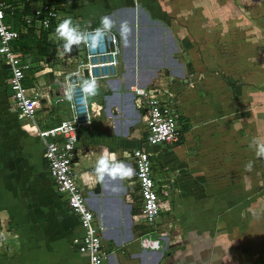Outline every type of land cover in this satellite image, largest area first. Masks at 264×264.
<instances>
[{"label": "crops", "instance_id": "1", "mask_svg": "<svg viewBox=\"0 0 264 264\" xmlns=\"http://www.w3.org/2000/svg\"><path fill=\"white\" fill-rule=\"evenodd\" d=\"M55 1L63 16H109L121 38L116 75L98 80L102 95L90 100L102 110L92 117L90 127L82 128L74 154L77 176L102 156L133 169L123 179L106 175L101 181L93 173L86 198L109 253L103 264H264V206H258L261 198L255 195L264 162L250 142L240 144L259 139L260 129H251L256 131L249 136L239 87L228 91L223 78L211 84L204 50L192 53L176 46L185 34L181 30L174 38L162 15L167 11L166 0H80L77 5H71V0ZM125 21L132 31L122 35L120 24ZM165 58L169 62L164 64ZM173 65L181 67V75L171 70ZM0 75H5L3 66ZM134 84L162 85L175 95L178 114L191 123L181 144L159 143L164 145L160 152L157 144L146 147L157 191L161 199L170 196L173 202L166 211L168 203L162 200L164 210L156 222L157 230L166 233L165 240L150 245L142 242L147 227L138 221L141 200L134 163L128 156L146 135L143 110L136 107L130 91ZM7 93L5 85L0 93V147L9 158L0 159V169L5 170L0 172V264H85V256L73 243L82 235L78 218L56 192L43 145L12 109ZM60 107L42 114L46 118L42 127L68 117L69 113L54 112ZM179 146L184 147V156ZM242 151L249 153L246 160L252 162L251 171L245 164L246 171L227 180L222 171L243 163L238 158ZM215 153L219 160L214 162ZM212 169L220 176L211 174Z\"/></svg>", "mask_w": 264, "mask_h": 264}, {"label": "built area", "instance_id": "2", "mask_svg": "<svg viewBox=\"0 0 264 264\" xmlns=\"http://www.w3.org/2000/svg\"><path fill=\"white\" fill-rule=\"evenodd\" d=\"M55 2L35 0L29 3L31 9L21 15L20 21L36 33L47 32V58L56 60L54 57H61L64 62L61 63L62 69L57 70L55 64H48L44 59H40L36 65L31 64L16 50L15 41L19 38V31L12 23L7 22L6 17L12 20L15 10L21 11L24 6L21 2L13 5L0 0V60L6 72L5 82L12 109L20 117L29 120L27 126L36 133L43 145V156L55 190L78 218L82 235L73 239L76 251L85 256V264H103L109 253L102 244L100 226L85 197L86 190H92L97 161L80 176H77V162L74 161L80 131L83 127L92 125V117L99 114L102 107L88 100L82 103L84 93L80 85L93 77L98 81L115 76L122 50L119 35L113 28L103 36L97 48L91 49L84 44L79 47L74 45L70 54L63 55V45L58 41L56 28L67 18H71L74 24L78 22L74 15H61ZM97 28L80 27L86 32H93ZM45 74L51 75L52 80H40ZM72 76L75 78L74 82L70 81ZM27 78L31 79L29 85L26 84ZM69 85H75L74 100L71 103L64 97V91ZM130 91L136 107L143 110L146 125L144 140L128 156L134 163L137 194L141 200L138 221L147 227L142 242L150 245L164 241L166 233L158 231L156 226L157 219L164 210L163 202L156 188L150 156L144 143L173 144L179 140L180 133L175 118L177 109L175 95L162 85L148 87L134 84ZM62 101L68 105V117L54 126L42 127L40 123L46 122V118L42 119V114L47 115L49 110L58 108Z\"/></svg>", "mask_w": 264, "mask_h": 264}, {"label": "rangeland", "instance_id": "3", "mask_svg": "<svg viewBox=\"0 0 264 264\" xmlns=\"http://www.w3.org/2000/svg\"><path fill=\"white\" fill-rule=\"evenodd\" d=\"M88 1L94 2L97 0ZM166 1L167 11L170 15L166 10L162 11V15L164 17L166 16L165 18L168 20L166 21L167 25H170V28L173 29L174 38H177L181 30H183L185 34L183 38L178 40L181 41L180 44L179 42L175 43L176 46L187 48V50L191 52L195 50L196 53L198 50H204L207 64H209L208 67L210 66L211 68V84H214L215 79L220 80L223 78L227 81L226 86L228 91H232L231 88L235 89L239 87V94L242 95L244 99V119L245 122L249 123L248 127L245 125V128L250 130L249 136H251V132L256 131H251V129H260L259 140L264 141V0ZM70 2L71 5H75L76 3L80 4V0H71ZM94 14H89V16L80 18L76 16L79 26L82 28L100 27L101 20L99 21V19L101 18ZM58 41L63 45V40L59 39ZM119 41L121 45L120 35ZM39 49V45L33 44L23 56L27 58L31 64L36 65L40 59H44L47 60L48 64H55L57 70L62 69L61 63L63 64L64 62L61 57H54L56 60H51L47 58L46 54L42 55ZM167 62H169V59L165 58L163 63L165 64ZM201 64H205L204 60L201 61ZM2 66L3 65L0 63V67ZM171 70L178 76L182 74L180 66L173 65ZM5 79L6 74L3 75V77L0 75V80L3 81V87L0 88V93L3 92V88L6 85ZM41 79L51 81L52 76L45 74L40 77V80ZM253 91L258 93L259 96L252 98L251 94ZM102 92V89L99 88V94L94 98H89L88 101L99 99ZM60 105L61 107L59 109L54 110L55 113L62 112L64 115L69 113L68 105L65 101H62ZM181 116L180 113L178 114V111L175 113L178 128H181V124L185 121H188V125L191 124L189 120ZM252 116L254 117L253 123L251 121ZM22 119L23 122H29L27 119ZM81 132L82 130L80 133ZM1 137L2 131L0 130V138ZM249 142V140H245L240 144L248 145ZM147 146L149 149L155 145L144 143V147L146 148ZM163 147L164 145L159 143L156 146L159 152ZM177 149H179L182 152L181 155L184 156V147L179 146ZM202 154L204 155V152ZM215 154L217 155H214L212 160L214 162L215 160H219V153ZM238 154V158H241L243 163H237L236 165L238 167L232 166L222 171L226 172L224 174L228 175L227 180H231V178L235 179L240 172L247 170L244 165L248 164V160L246 159L249 157V153L242 151ZM4 158L8 159L9 153L8 151L2 153L0 147V159ZM263 159L264 158H260L262 162H264ZM214 162L212 163L214 164ZM13 166L15 167L16 164L14 163ZM21 166H23V164ZM213 166L216 167H213L214 169L218 170V166ZM214 169H212L210 173H214L219 177L220 173H216ZM260 169L262 170V175L259 189L256 190L255 195L258 197L260 196L261 199L257 204L262 207L264 206V167L261 166ZM1 171L5 172L4 169H0V172ZM87 195L88 192L86 191L85 197H87ZM164 199L168 203L165 205V210L168 211V206L169 210H171V204L173 202L170 196H166V198L163 197L161 200ZM178 214L179 212H177L175 216H179Z\"/></svg>", "mask_w": 264, "mask_h": 264}, {"label": "clouds", "instance_id": "4", "mask_svg": "<svg viewBox=\"0 0 264 264\" xmlns=\"http://www.w3.org/2000/svg\"><path fill=\"white\" fill-rule=\"evenodd\" d=\"M115 27V21L109 16L101 18V26L93 32H86L80 29L78 24H74L71 18L63 20L56 28L57 38L64 41L62 46V54L68 55L71 53L73 46L79 47L81 44L88 46L91 49L98 47L104 35L109 33ZM122 35L130 34L132 29L125 21L120 24ZM127 43V41H126ZM83 89L84 97L82 103L89 98H94L99 94V83L93 77L83 81L80 85ZM75 93V85H69L64 91V97L68 102H73ZM91 122V121H89ZM250 147L255 150L258 158H264V141L253 138L250 141ZM246 167L251 170L252 162H249ZM96 172L99 179L102 181L107 175L112 178H127L133 174V169L123 162L116 161L114 158L109 160L108 157L102 156L96 164Z\"/></svg>", "mask_w": 264, "mask_h": 264}, {"label": "trees", "instance_id": "5", "mask_svg": "<svg viewBox=\"0 0 264 264\" xmlns=\"http://www.w3.org/2000/svg\"><path fill=\"white\" fill-rule=\"evenodd\" d=\"M8 3L13 5H17L18 3H23V7L21 11L16 9L15 14L11 20V18L6 17L7 22L12 23V26L19 31V38L15 41V48L21 54L24 55L33 44L39 45L40 53L48 55L49 45L47 42V32L41 31L40 33L34 32L33 29L27 28L24 24L21 23L20 17L24 13H28L31 9V5L29 3L34 2L35 0H31L28 2L27 0H5ZM4 67V66H3ZM5 70V69H4ZM6 74V72H5ZM26 84H31V79H26ZM92 101V100H91ZM181 130L179 140L175 142L174 145H179L183 142V134L188 131V121H185L181 124ZM45 159V158H44Z\"/></svg>", "mask_w": 264, "mask_h": 264}, {"label": "water", "instance_id": "6", "mask_svg": "<svg viewBox=\"0 0 264 264\" xmlns=\"http://www.w3.org/2000/svg\"><path fill=\"white\" fill-rule=\"evenodd\" d=\"M85 73L87 74V71H85ZM70 81L71 82H74L75 81V78L72 76V77H70Z\"/></svg>", "mask_w": 264, "mask_h": 264}]
</instances>
